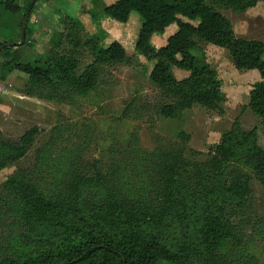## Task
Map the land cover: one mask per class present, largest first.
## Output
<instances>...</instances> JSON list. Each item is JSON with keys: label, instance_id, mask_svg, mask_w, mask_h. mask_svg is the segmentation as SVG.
Listing matches in <instances>:
<instances>
[{"label": "trees", "instance_id": "1", "mask_svg": "<svg viewBox=\"0 0 264 264\" xmlns=\"http://www.w3.org/2000/svg\"><path fill=\"white\" fill-rule=\"evenodd\" d=\"M260 1L94 0L85 13L95 32L81 17L64 16V29L54 32L50 49L33 62L3 65L29 75L26 94L71 102L96 90L107 67L135 63L122 42L105 44L101 18L125 24L136 11L141 16L136 49L153 63L149 78L163 94L161 115L177 118L194 104L223 110L227 96L205 52L206 44H214L229 51L237 69L260 73L248 107L264 121V41L239 37L220 10L245 12ZM31 4L0 0V25L5 13L22 16L20 27L27 22L28 34ZM159 35L166 41L156 46ZM8 46L0 43V52ZM86 55L92 58L87 63ZM175 67L189 75L178 78ZM35 132L21 144L0 134V171L26 154ZM211 154L206 162L189 163L169 149L143 153L141 168L151 178L135 185L119 162L108 173L94 170L98 161L82 173L73 159L70 178L63 180V174L49 187L16 171L4 183L8 196L0 198V264H190L195 251L204 254L201 262L235 235L234 219L243 217L251 177L264 184V148L256 129L245 130L236 120ZM66 161L62 155L60 163Z\"/></svg>", "mask_w": 264, "mask_h": 264}, {"label": "rangeland", "instance_id": "2", "mask_svg": "<svg viewBox=\"0 0 264 264\" xmlns=\"http://www.w3.org/2000/svg\"><path fill=\"white\" fill-rule=\"evenodd\" d=\"M17 1L23 7L31 4V0ZM89 1L37 0L36 6L47 2L45 5L63 16L81 17L89 32L93 33L97 30L96 25L83 8ZM104 1L106 4L114 2ZM220 10L232 21L239 37L264 41V1L245 12L229 7ZM78 11H81L79 15ZM140 17L133 11L130 20L120 24L102 16L101 24L108 31L105 44L110 45L115 40L122 42L128 53L135 57V63L107 67L96 90L77 96L71 102L37 97L33 110L5 101V91L0 92L2 139L21 144L25 135L36 129L26 154L0 171V198L8 196L4 183L16 171L21 170L32 180L49 187L59 182L63 174V180L70 178V165L75 164L73 159L79 162L82 173L97 161L94 170L108 173L112 171L110 166L119 162L123 169L128 167L131 185L147 183L151 174H143L139 161L143 153L169 149L177 156L185 157L189 163L206 162L211 158L213 147L221 142L223 134L236 120L245 130L256 129L259 143L264 148V121L248 107L254 84L261 80L260 73L237 69L229 51L217 45L206 44L205 52L208 62L218 71L222 90L227 96L222 102L223 110L194 104L177 118H166L159 113L157 107L163 94L149 78L153 63L136 49ZM18 18L5 13L0 25V42L9 40L14 36L13 31L20 29V23L16 24ZM165 41L166 37L159 35L154 43L161 46ZM47 49H41L40 53L39 48L26 46L24 51L29 59L30 56L36 59ZM83 59L87 63L92 58L86 55ZM174 73L178 78L189 75L188 71L177 67ZM128 106L129 115L124 116ZM62 155L67 158L64 163H60ZM144 165L146 168L148 163ZM248 187L250 193L243 207V217L234 219L235 235L221 244L218 253L212 256L208 253L209 257L201 262L198 259L204 254L193 252L190 257L194 263L190 264H264V184L251 177ZM3 228L0 223V230Z\"/></svg>", "mask_w": 264, "mask_h": 264}, {"label": "crops", "instance_id": "3", "mask_svg": "<svg viewBox=\"0 0 264 264\" xmlns=\"http://www.w3.org/2000/svg\"><path fill=\"white\" fill-rule=\"evenodd\" d=\"M115 1L116 0H114V2ZM19 4L23 6L21 3ZM36 4L37 0L34 3L32 11L30 12L29 23H31L32 25L30 26L28 24L29 33L26 34L25 42L23 44L20 43L22 39L21 27L19 30L15 29L13 31L14 36H11L9 40L0 42L8 44L10 43L8 49L5 50L2 48L3 50L0 52V70H2L0 75L3 77L6 83V90L3 94V99L7 102L13 101L14 103H18L20 106L28 108L30 110L36 108L34 102L37 96L28 95L25 93V89L29 80V75L23 72L22 70L16 68L13 64L3 65V62L16 60L19 62L28 63L35 61L37 58L34 59L30 56L29 59V55L25 54L26 51L24 50L26 46L34 49L39 48L41 53V49H43V51L47 49L46 47H44L45 44V46H50L49 43L54 32L62 31L64 29V24L62 20L64 16L61 12H58L57 10H54L51 7L45 5L47 4V2H44V4L41 3L39 4V6H36ZM83 6L84 9L86 8V10L93 8V0H90ZM80 12L81 11H78L77 15H79ZM68 16L70 15L68 14ZM18 17L21 18V16ZM20 18H18V23L16 22L17 25H19V22L21 20ZM26 43H28V45H26ZM250 71L257 72V70Z\"/></svg>", "mask_w": 264, "mask_h": 264}, {"label": "water", "instance_id": "4", "mask_svg": "<svg viewBox=\"0 0 264 264\" xmlns=\"http://www.w3.org/2000/svg\"><path fill=\"white\" fill-rule=\"evenodd\" d=\"M34 3H35V1L32 2L31 6H34ZM30 12H31V10L29 9L28 12H27V18L30 17ZM26 34H27V22H24L23 28H22V39H21L20 43L23 44L25 42Z\"/></svg>", "mask_w": 264, "mask_h": 264}, {"label": "built area", "instance_id": "5", "mask_svg": "<svg viewBox=\"0 0 264 264\" xmlns=\"http://www.w3.org/2000/svg\"><path fill=\"white\" fill-rule=\"evenodd\" d=\"M2 90H4V91L6 90V83H5L4 79H3V77L0 75V92Z\"/></svg>", "mask_w": 264, "mask_h": 264}]
</instances>
